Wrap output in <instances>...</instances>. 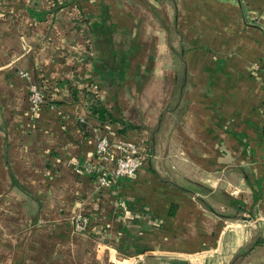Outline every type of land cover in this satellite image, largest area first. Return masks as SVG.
Returning a JSON list of instances; mask_svg holds the SVG:
<instances>
[{
  "label": "crops",
  "instance_id": "obj_1",
  "mask_svg": "<svg viewBox=\"0 0 264 264\" xmlns=\"http://www.w3.org/2000/svg\"><path fill=\"white\" fill-rule=\"evenodd\" d=\"M102 135L147 162L99 187ZM258 233L264 0H0V264H264Z\"/></svg>",
  "mask_w": 264,
  "mask_h": 264
},
{
  "label": "built area",
  "instance_id": "obj_2",
  "mask_svg": "<svg viewBox=\"0 0 264 264\" xmlns=\"http://www.w3.org/2000/svg\"><path fill=\"white\" fill-rule=\"evenodd\" d=\"M28 76V73H25ZM45 101L41 83L32 80L28 84V102L32 110H37ZM149 148L141 142L122 140L112 142L107 136H100L95 145L96 156L100 159L95 181L99 187H108L113 178L134 174L147 162ZM91 217L76 215V228L85 230L90 227Z\"/></svg>",
  "mask_w": 264,
  "mask_h": 264
},
{
  "label": "trees",
  "instance_id": "obj_3",
  "mask_svg": "<svg viewBox=\"0 0 264 264\" xmlns=\"http://www.w3.org/2000/svg\"><path fill=\"white\" fill-rule=\"evenodd\" d=\"M89 100H90V108L92 110V113L97 114L101 118L106 116L107 109L104 107L102 101L99 98H97L94 95H90ZM255 244H264V237L259 236Z\"/></svg>",
  "mask_w": 264,
  "mask_h": 264
},
{
  "label": "water",
  "instance_id": "obj_4",
  "mask_svg": "<svg viewBox=\"0 0 264 264\" xmlns=\"http://www.w3.org/2000/svg\"><path fill=\"white\" fill-rule=\"evenodd\" d=\"M258 236H259V233L254 237V239L252 240L251 244H250L249 247L244 251V253L248 252L249 249H250L251 247H253V245L255 244V242H256ZM232 262H233V261H232ZM232 262H230V263H228V264H231Z\"/></svg>",
  "mask_w": 264,
  "mask_h": 264
},
{
  "label": "rangeland",
  "instance_id": "obj_5",
  "mask_svg": "<svg viewBox=\"0 0 264 264\" xmlns=\"http://www.w3.org/2000/svg\"><path fill=\"white\" fill-rule=\"evenodd\" d=\"M248 248V247H247Z\"/></svg>",
  "mask_w": 264,
  "mask_h": 264
}]
</instances>
